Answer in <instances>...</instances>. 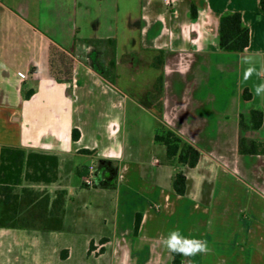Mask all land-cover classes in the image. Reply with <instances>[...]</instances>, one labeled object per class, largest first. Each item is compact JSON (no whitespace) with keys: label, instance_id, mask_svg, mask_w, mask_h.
Masks as SVG:
<instances>
[{"label":"crops","instance_id":"obj_1","mask_svg":"<svg viewBox=\"0 0 264 264\" xmlns=\"http://www.w3.org/2000/svg\"><path fill=\"white\" fill-rule=\"evenodd\" d=\"M230 12H240L250 29L249 46L240 53L220 49V19ZM108 37L116 39V84L96 70L100 54L85 42ZM160 52L163 62L154 66ZM243 55H254L257 68L264 64L259 0H0V155L3 146L56 155L52 182H24L18 189L43 200V215L58 198L62 206L59 229L0 227V250L12 253L20 230L61 232L69 213L89 223L88 206L106 209L108 203L87 200L80 187L106 195L110 185L84 180L108 168L117 176L111 218L99 211L105 227L85 234L83 243L89 253L107 256L106 264H173L160 241L177 227L209 248L182 256V264H264V151H239L242 136L264 148V120L259 129L240 127L241 114L249 124L252 109L264 113V97L253 95L256 76L242 82ZM162 73L159 109L148 93ZM245 89L250 99L243 98ZM142 110L156 126L153 142L166 127L199 149L195 167L168 164L159 143L165 165L154 158L157 168H149L140 132L127 130L130 116ZM177 171L186 175L185 195L172 188Z\"/></svg>","mask_w":264,"mask_h":264},{"label":"trees","instance_id":"obj_2","mask_svg":"<svg viewBox=\"0 0 264 264\" xmlns=\"http://www.w3.org/2000/svg\"><path fill=\"white\" fill-rule=\"evenodd\" d=\"M260 7L264 11V0ZM198 7L191 3V16L196 18ZM85 42L99 52L97 63L100 69L96 70L111 84H115L116 74V39L88 38ZM220 49L225 52H243L250 43V29L245 26L240 12L225 13L220 19ZM154 58L152 64L159 66L163 62V52ZM164 75L157 78L154 92L148 93L149 101L159 109L163 107ZM244 99H250L251 93L245 89L242 94ZM264 120V113L259 109L250 111V123L246 124L243 114L240 115L242 130L259 129ZM80 137V131L73 129V140ZM155 140L166 147V161L173 165L176 163L195 167L199 162L201 152L191 143L185 141L173 130L162 127L155 135ZM90 152L89 150H82ZM241 153H258L264 151L263 145L253 139L242 136L239 141ZM58 157L56 155L42 154L39 152L25 151L21 148L3 146L0 155V227L12 228H38L59 229L62 223L60 199H56L48 215L42 214L43 200L34 202L37 197L27 187L18 189L22 183L31 181L52 182L56 177ZM33 169L32 172L29 169ZM87 167L79 169V175H86ZM86 185V184H84ZM173 190L185 195L187 178L183 171H177L172 178ZM33 203V204H32ZM141 222V214H137L135 221V235H137ZM173 264H182V256L172 253Z\"/></svg>","mask_w":264,"mask_h":264},{"label":"rangeland","instance_id":"obj_3","mask_svg":"<svg viewBox=\"0 0 264 264\" xmlns=\"http://www.w3.org/2000/svg\"><path fill=\"white\" fill-rule=\"evenodd\" d=\"M95 65L100 69L97 62ZM138 121L142 123L140 128ZM155 127L150 115L143 110L140 114L135 113L134 116H130L127 121V130L130 134L133 135L138 131L140 132L142 148H144L142 152L146 154V162L152 170L157 168L154 158H158L160 165H165L163 156L165 147L159 143L153 142L151 138V133ZM125 133L126 130L124 129L123 135ZM79 158L82 160L86 157L83 156ZM150 162L154 164H150ZM169 169L172 170V167H169ZM91 178L97 187L110 185L111 189H113L112 184L115 183L117 176L113 175L112 170L106 168L102 171L100 170L98 175L96 174ZM80 189L83 191V197L87 200L99 201L107 199V208H98L99 210H96L95 207L88 206L89 208L87 211L93 216V219L89 223H78V220L74 219L73 214L69 213V218L61 232L47 234L36 232L33 234L27 231H18V236L15 238L16 246H14L13 252L6 251V248H2V251L0 250V264H40L44 260L48 264H106L107 256L98 257L95 253H89L88 248L85 249L83 243L85 241V234L94 233L95 235L101 233L99 231L104 229L105 226H103V221L101 224L99 221L101 218L98 214L99 211L102 212L101 215L104 214L102 215L103 217H109L110 220L114 191L113 196H111V189L106 195L95 192L93 187L87 188L81 185ZM98 216L99 219L97 221L96 217ZM106 228V231L110 229L109 223ZM4 241L8 244L10 243V240L4 239ZM95 241L98 242V239L95 238ZM66 249L68 250L67 254L63 252Z\"/></svg>","mask_w":264,"mask_h":264},{"label":"clouds","instance_id":"obj_4","mask_svg":"<svg viewBox=\"0 0 264 264\" xmlns=\"http://www.w3.org/2000/svg\"><path fill=\"white\" fill-rule=\"evenodd\" d=\"M240 63L246 65L242 75V82H247L256 76L260 82L253 85V95L264 97V64L257 68V60L254 55H243ZM162 245L171 253L185 257L207 253L208 243L206 240L184 236L177 227L169 231L166 238H161Z\"/></svg>","mask_w":264,"mask_h":264},{"label":"built area","instance_id":"obj_5","mask_svg":"<svg viewBox=\"0 0 264 264\" xmlns=\"http://www.w3.org/2000/svg\"><path fill=\"white\" fill-rule=\"evenodd\" d=\"M84 183H85L87 186H91V185L93 184V180H92V178L89 176V177H86V178H85Z\"/></svg>","mask_w":264,"mask_h":264}]
</instances>
